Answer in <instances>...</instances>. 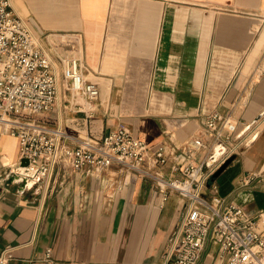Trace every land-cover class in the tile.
<instances>
[{"label": "crops", "instance_id": "obj_1", "mask_svg": "<svg viewBox=\"0 0 264 264\" xmlns=\"http://www.w3.org/2000/svg\"><path fill=\"white\" fill-rule=\"evenodd\" d=\"M14 10L44 36L59 78L58 101L39 116L62 129L72 147L126 128L151 151L166 149L168 164L152 176L118 163L51 178L22 167L19 139L0 134V255L7 264H163L184 200L162 201L155 179L174 166L200 164L208 115L228 120L224 134L256 135L206 189L264 220V0H12ZM76 60L101 96L89 110L67 91L63 72ZM260 118V119H259ZM259 119V120H258ZM263 221V222H262ZM200 264H225L209 241Z\"/></svg>", "mask_w": 264, "mask_h": 264}, {"label": "built area", "instance_id": "obj_2", "mask_svg": "<svg viewBox=\"0 0 264 264\" xmlns=\"http://www.w3.org/2000/svg\"><path fill=\"white\" fill-rule=\"evenodd\" d=\"M44 36L36 34L29 20L16 13L12 0H0V134L19 139L20 159L27 160L29 175L42 173L51 178L62 166L74 172L103 170L118 163L152 176V171L168 164L164 147L151 151L148 145L122 127L100 140L85 139L77 147L70 146L65 132L50 128L39 116L53 111L59 97L60 83L53 59L43 44ZM63 78L67 91L85 98L89 110L100 99L97 84L85 80L76 60L68 62ZM220 123L228 124L218 111L208 115L205 142L195 137L190 147L205 150L200 164L174 166L175 175L155 179L162 201L173 194L184 200V209L176 232L166 249L163 264H200L209 241L219 249L225 264H264V227L250 216L242 205L206 189L219 169L256 135L251 126L237 137L225 135ZM264 182V172L253 173L246 185ZM260 219L264 220L263 214ZM263 222V221H262ZM13 248L0 255V264L12 258ZM43 264H55L52 250L45 253Z\"/></svg>", "mask_w": 264, "mask_h": 264}, {"label": "water", "instance_id": "obj_3", "mask_svg": "<svg viewBox=\"0 0 264 264\" xmlns=\"http://www.w3.org/2000/svg\"><path fill=\"white\" fill-rule=\"evenodd\" d=\"M260 119V118H259ZM258 119V120H259ZM231 162H232V160H229L225 165H223L220 169H219V171L214 175V178H217V177H219L220 176V174L221 173H223V171H225V169L231 164ZM28 161L27 160H24L23 162H22V167H25V166H28Z\"/></svg>", "mask_w": 264, "mask_h": 264}, {"label": "rangeland", "instance_id": "obj_4", "mask_svg": "<svg viewBox=\"0 0 264 264\" xmlns=\"http://www.w3.org/2000/svg\"><path fill=\"white\" fill-rule=\"evenodd\" d=\"M73 94H75L76 95V93L75 92H73ZM81 99H82V97L81 96H79ZM85 104H86V101H85Z\"/></svg>", "mask_w": 264, "mask_h": 264}, {"label": "bare ground", "instance_id": "obj_5", "mask_svg": "<svg viewBox=\"0 0 264 264\" xmlns=\"http://www.w3.org/2000/svg\"><path fill=\"white\" fill-rule=\"evenodd\" d=\"M260 227H262L261 224H260Z\"/></svg>", "mask_w": 264, "mask_h": 264}]
</instances>
